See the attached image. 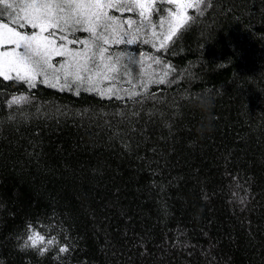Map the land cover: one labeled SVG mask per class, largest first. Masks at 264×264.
Here are the masks:
<instances>
[{"label":"trees","instance_id":"trees-1","mask_svg":"<svg viewBox=\"0 0 264 264\" xmlns=\"http://www.w3.org/2000/svg\"><path fill=\"white\" fill-rule=\"evenodd\" d=\"M201 8L130 45L174 68L144 96L0 80V264H264V0ZM29 224L60 244L22 250Z\"/></svg>","mask_w":264,"mask_h":264},{"label":"snow or ice","instance_id":"snow-or-ice-1","mask_svg":"<svg viewBox=\"0 0 264 264\" xmlns=\"http://www.w3.org/2000/svg\"><path fill=\"white\" fill-rule=\"evenodd\" d=\"M205 2L0 0V80L29 89L44 84L75 95L88 92L101 98L120 99L121 93L128 99L144 96L152 84L172 83L169 77L173 66L156 55L141 52L137 59L129 52L110 49L114 45L143 43L150 44L156 52L166 50L194 21L188 10L195 8L202 16ZM78 33L87 36L81 38ZM146 59L162 66L158 78L146 72ZM133 64L140 66L138 77H133L134 70H130ZM121 81L131 87H120ZM28 102V96L13 94L7 105L11 108ZM58 244L57 236L42 234L29 224L20 248L45 256ZM69 250L67 245L58 247L60 254Z\"/></svg>","mask_w":264,"mask_h":264},{"label":"rangeland","instance_id":"rangeland-1","mask_svg":"<svg viewBox=\"0 0 264 264\" xmlns=\"http://www.w3.org/2000/svg\"><path fill=\"white\" fill-rule=\"evenodd\" d=\"M124 16H127V15H124ZM158 30V29H157ZM78 35L81 37V38H84L85 36H87V33H78ZM110 51H114V52H119V51H126V52H129L131 53L133 56H135L137 59H139V54L141 53L140 51L138 50H130V45H114ZM125 63H127V61L125 60ZM149 64H152V67L151 68H148V65ZM130 70H134L133 71V77H138L139 75V70H140V66L138 64H133V65H130ZM145 70L146 72L148 73H156V67L155 65L152 63L151 60H148L146 59L145 60ZM155 76V75H154ZM120 87H123V88H130L131 86L129 84H127L126 82L124 81H121ZM135 91H140L141 89L140 88H136L134 89ZM100 97V96H99ZM124 97H127L124 93H121V98H124ZM107 98V97H105Z\"/></svg>","mask_w":264,"mask_h":264},{"label":"clouds","instance_id":"clouds-1","mask_svg":"<svg viewBox=\"0 0 264 264\" xmlns=\"http://www.w3.org/2000/svg\"><path fill=\"white\" fill-rule=\"evenodd\" d=\"M197 100L199 101L200 106L205 107V108H210L211 101L209 99L204 98V97H197Z\"/></svg>","mask_w":264,"mask_h":264}]
</instances>
